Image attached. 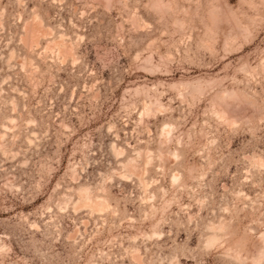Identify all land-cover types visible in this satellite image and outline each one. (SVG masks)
<instances>
[{
  "label": "rangeland",
  "instance_id": "374dc122",
  "mask_svg": "<svg viewBox=\"0 0 264 264\" xmlns=\"http://www.w3.org/2000/svg\"><path fill=\"white\" fill-rule=\"evenodd\" d=\"M263 250L264 0H0V264Z\"/></svg>",
  "mask_w": 264,
  "mask_h": 264
},
{
  "label": "bare ground",
  "instance_id": "6f19581e",
  "mask_svg": "<svg viewBox=\"0 0 264 264\" xmlns=\"http://www.w3.org/2000/svg\"><path fill=\"white\" fill-rule=\"evenodd\" d=\"M128 163H129V161L127 162L126 165H128ZM132 166H133V165H132ZM134 167H135V166H134ZM132 169H133V167H132ZM134 169H135V168H134ZM133 171H134V170H133ZM135 171H136V170H135ZM80 188H81V187H80ZM83 189H84V188H83ZM83 189H79V190H82V191H83ZM87 189H88V188H87ZM87 189H86V190H87ZM87 191H88V190H87ZM78 193H79V192H78ZM80 195H81V194H80ZM85 195H86V194H85ZM84 197H85V196H84ZM82 199H83V198H82ZM99 199H100V198H99ZM102 199H103V198H102ZM102 199H101V200H102ZM89 200H90V198H89ZM103 200H104V199H103ZM103 200H102V201H103ZM77 201H79V200H77ZM91 203H92V202H91ZM81 204H82V203H81ZM93 204H94V203H93ZM100 204H101V203H100ZM100 204H99V205H100ZM82 205H85V204L83 203ZM86 205H87V204H86ZM89 205H90V204H89ZM90 206H91V205H90ZM90 206H89V208H90ZM96 207H97V205L95 206V208H96ZM100 209H101V208H100ZM98 210H99V207H98ZM216 228H217V227H216ZM220 228H221V226H220ZM218 231H219V230H218ZM213 232H214V231H213ZM214 234H215V233H214ZM209 237H210V236H209ZM207 239H208V237H207ZM212 239H213V238H212ZM262 239H263V238H262ZM213 241H214V240H213ZM213 243H214V242H213ZM207 244H209V243H207ZM210 244H211V243H210ZM262 252H263V254H264V250H263ZM260 253H261V252H260ZM260 253H259V254H260ZM259 256H261V255H259ZM257 257H258V255H257ZM258 260H259V259H258ZM255 261H256V260H255ZM259 261H260V260H259ZM257 263H258V262H257ZM259 264H260V262H259Z\"/></svg>",
  "mask_w": 264,
  "mask_h": 264
}]
</instances>
